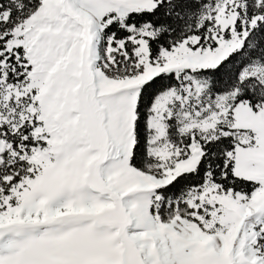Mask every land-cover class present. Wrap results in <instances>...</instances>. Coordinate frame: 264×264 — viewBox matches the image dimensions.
<instances>
[{"label":"snow or ice","instance_id":"obj_1","mask_svg":"<svg viewBox=\"0 0 264 264\" xmlns=\"http://www.w3.org/2000/svg\"><path fill=\"white\" fill-rule=\"evenodd\" d=\"M0 264H264V0H0Z\"/></svg>","mask_w":264,"mask_h":264}]
</instances>
